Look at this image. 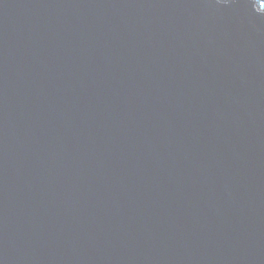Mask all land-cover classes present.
<instances>
[{
  "label": "water",
  "instance_id": "obj_1",
  "mask_svg": "<svg viewBox=\"0 0 264 264\" xmlns=\"http://www.w3.org/2000/svg\"><path fill=\"white\" fill-rule=\"evenodd\" d=\"M0 264H264V0H0Z\"/></svg>",
  "mask_w": 264,
  "mask_h": 264
}]
</instances>
